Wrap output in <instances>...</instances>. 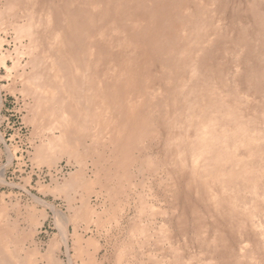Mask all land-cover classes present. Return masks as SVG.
<instances>
[{"label": "rangeland", "instance_id": "374dc122", "mask_svg": "<svg viewBox=\"0 0 264 264\" xmlns=\"http://www.w3.org/2000/svg\"><path fill=\"white\" fill-rule=\"evenodd\" d=\"M73 12L91 15L83 47L74 51ZM0 45V264H264V0H0ZM57 60L64 77L48 81ZM208 89L229 141L251 135L235 207L215 206L191 166V118Z\"/></svg>", "mask_w": 264, "mask_h": 264}, {"label": "bare ground", "instance_id": "6f19581e", "mask_svg": "<svg viewBox=\"0 0 264 264\" xmlns=\"http://www.w3.org/2000/svg\"><path fill=\"white\" fill-rule=\"evenodd\" d=\"M144 1V0H143ZM147 1V0H146ZM75 2V4H76V0H73V3ZM115 2V1H114ZM113 2V3H114ZM116 2H118V1H116ZM130 2V1H129ZM107 3V2H106ZM147 3V2H146ZM206 3V2H205ZM233 3V2H232ZM244 3V2H243ZM13 4V3H12ZM11 4V5H12ZM27 4H28V2H27ZM178 4V3H177ZM235 4V3H234ZM242 4V3H241ZM101 5V4H100ZM127 5V4H126ZM233 5V4H232ZM19 6V5H18ZM17 6V7H18ZM212 6V5H211ZM211 6H209V7H211ZM76 7V6H75ZM74 7V8H75ZM112 7V6H111ZM137 7V6H136ZM207 7V6H206ZM233 7V6H232ZM10 8V7H9ZM11 8H13V7H11ZM73 8V9H74ZM129 8V7H128ZM187 8H190V7H187ZM205 8V7H204ZM227 8V7H226ZM235 8V7H234ZM5 9V8H4ZM183 9V8H182ZM181 9V10H182ZM195 9V8H194ZM197 9V8H196ZM6 10H8V9H6ZM27 10V9H26ZM180 10V12H182ZM184 10H186V8L184 9ZM206 10V9H205ZM235 10V9H234ZM9 11V10H8ZM33 11V10H32ZM163 11V10H162ZM176 11V10H175ZM210 11H211V9H210ZM222 11V10H221ZM230 11H231V9H230ZM22 12V11H21ZM186 12H188V11H186ZM199 12H200V10H199ZM23 13V12H22ZM178 13V12H177ZM212 13H214V12H212ZM233 13V12H232ZM188 14V13H187ZM207 14H208V12H207ZM222 14V13H221ZM227 14V13H226ZM257 14H259V13H257ZM20 15V14H19ZM48 15L50 16V14L48 13ZM47 15V16H48ZM89 15V16H88ZM88 15H80L79 13H76V12H73V51L76 49V48H78V47H83L82 45L84 44V41H83V39L81 38L82 37V35H84L86 32H87V29H88V27H89V24H90V22H91V15L90 14H88ZM169 15V14H168ZM203 15V14H202ZM219 15V14H218ZM232 15V14H231ZM236 15V14H235ZM5 16H7V15H5ZM163 16V15H162ZM210 16H212V14L210 15ZM230 16V15H229ZM228 16V17H229ZM187 17V16H186ZM196 17V16H195ZM198 17V16H197ZM196 17V18H197ZM205 17V16H204ZM215 17V16H214ZM253 17V16H252ZM259 17V16H258ZM5 18V17H4ZM132 18V17H131ZM188 18V17H187ZM232 18V17H231ZM254 18V17H253ZM17 19H19V18H17ZM48 19V18H47ZM174 19V18H173ZM204 19V18H203ZM223 20L225 19V17L224 18H222ZM222 19H219V21L221 20V21H223ZM23 20V19H22ZM49 20V19H48ZM47 20V21H48ZM119 20V19H118ZM128 20V19H127ZM210 20V19H209ZM218 20V19H217ZM235 20V19H234ZM237 20H239V18H237ZM244 20V19H243ZM20 21V20H19ZM115 21V20H114ZM185 21H186V19H185ZM216 21V20H215ZM227 21V20H226ZM225 21V22H226ZM250 21V20H249ZM144 22V21H143ZM199 22V21H198ZM218 22V21H217ZM49 23H51V21H49ZM116 23V22H115ZM210 23V22H209ZM240 23H242L241 21H240ZM8 24H9V22H8ZM41 24V23H40ZM181 24V23H180ZM193 24V23H192ZM196 24V23H195ZM213 24H215V23H213ZM223 24V23H222ZM250 24V23H249ZM168 25V24H167ZM205 25V24H204ZM221 25V24H220ZM219 25V26H220ZM246 25V24H245ZM36 26H38V25H36ZM172 26H173V24H172ZM179 26V25H178ZM181 26V25H180ZM201 26V25H200ZM216 26V25H215ZM222 26V28H225V26H223V25H221ZM220 26V27H221ZM252 26V25H251ZM260 26V25H259ZM10 27V26H9ZM130 27V26H129ZM136 27V26H135ZM138 27V26H137ZM169 27V26H168ZM174 27V26H173ZM176 27V26H175ZM245 27V26H244ZM180 28V27H179ZM183 28V27H182ZM247 28V27H246ZM144 29V28H143ZM147 29H149V28H147ZM168 29V28H167ZM177 29V28H176ZM217 29V28H216ZM241 29V28H240ZM245 29V28H244ZM24 30V29H23ZM103 30V29H102ZM163 30V29H162ZM161 30V31H162ZM20 31H22V30H20ZM224 31H225V29H224ZM261 31V30H260ZM10 32V31H9ZM12 32V31H11ZM91 32V31H90ZM150 32V31H149ZM182 33L184 32V31H181ZM202 32H204V31H202ZM215 32V31H214ZM254 32H255V30H254ZM5 33H8V32H5ZM55 33H56V31H55ZM99 33H102V31H99L98 32V34ZM188 33V32H187ZM205 33V32H204ZM10 34V33H9ZM98 34H96L97 36H98ZM179 34V33H178ZM229 34V33H228ZM255 34V33H254ZM257 34V33H256ZM57 35V34H56ZM95 35V36H96ZM115 35V34H114ZM192 35V34H191ZM202 35V34H201ZM250 35V34H249ZM27 36V35H26ZM89 36V35H88ZM101 36V35H100ZM111 36V35H110ZM139 36V35H138ZM141 36V35H140ZM160 36V35H159ZM185 36H187V35H185ZM196 36V35H195ZM214 36V35H213ZM246 36V35H245ZM21 37H22V35H21ZM59 37V36H58ZM62 36H60V38H61ZM64 37V36H63ZM85 37V36H84ZM205 37V36H204ZM232 37V36H231ZM251 37V36H250ZM23 38V37H22ZM92 38H93V36H92ZM109 38H112V36L111 37H109ZM135 38V37H134ZM155 38V37H154ZM168 38H169V36H168ZM188 38V37H187ZM195 38V37H194ZM193 38V39H194ZM202 38V37H201ZM256 38V37H255ZM70 40H71V38H69ZM90 39H91V37H90ZM89 39V40H90ZM142 39V38H141ZM233 39V38H232ZM199 40H200V38H199ZM207 40V39H206ZM19 41V40H18ZM52 41V40H51ZM99 41V40H98ZM151 41V40H150ZM177 41V40H176ZM194 41V40H193ZM14 42V41H13ZM69 42V41H68ZM158 42V41H157ZM164 42V41H163ZM187 42V41H186ZM195 42V41H194ZM199 42V41H198ZM28 43V42H27ZM177 43H178V41H177ZM193 43V42H192ZM204 43V42H203ZM207 43V42H206ZM210 43V42H209ZM254 43H255V41H254ZM15 44H17V43H15ZM61 44H62V41H61ZM167 44V43H166ZM190 44V43H189ZM199 44V43H198ZM225 44V43H224ZM29 45V44H28ZM203 45V44H202ZM221 45H222V43H221ZM226 45H227V43H226ZM246 45H247V43H246ZM1 46V45H0ZM34 46V45H33ZM255 45H253V47H254ZM5 47V46H4ZM8 47V46H7ZM28 47V46H27ZM96 47V46H95ZM163 47V46H162ZM233 47H234V45H233ZM239 47L240 46H238V49H239ZM72 48V47H71ZM98 48H99V45H98ZM178 48V47H177ZM210 48V47H209ZM224 48H225V46L223 47V50H224ZM236 48V47H235ZM243 48V47H242ZM241 48V49H242ZM248 48V47H247ZM252 48V47H251ZM263 48V47H262ZM18 49V48H17ZM21 49V48H20ZM23 49V48H22ZM108 49V48H107ZM150 49V48H149ZM148 49V50H149ZM202 49V48H201ZM204 49V48H203ZM202 49V50H203ZM5 50H6V48H5ZM10 50V49H9ZM19 50V49H18ZM92 50V49H91ZM247 50V49H246ZM245 50V51H246ZM15 51V50H14ZM83 51V50H82ZM114 51V50H113ZM185 51V50H184ZM226 51H227V48H226ZM228 51H229V49H228ZM241 51V50H240ZM263 51V50H262ZM12 52V51H11ZM23 52V51H22ZM48 52V51H47ZM62 52V51H61ZM84 52V51H83ZM251 52V51H250ZM249 52V53H250ZM264 52V51H263ZM5 53V52H4ZM26 53H28V52H26ZM77 53V52H76ZM91 53V52H90ZM223 53H225V50H224V52ZM231 53V52H230ZM233 53V52H232ZM231 53V54H232ZM36 54V53H35ZM56 54V53H55ZM80 54H82V53H80ZM103 54V53H102ZM162 54V53H161ZM175 54V53H174ZM198 54V53H197ZM205 54H206V52H205ZM229 54V53H228ZM231 54L229 55V57L231 58ZM254 54V53H253ZM263 55H261L262 57H264V53H262ZM46 55H47V53H46ZM48 55H49V53H48ZM91 55V54H90ZM94 55V54H93ZM92 55V56H93ZM154 55H155V53H154ZM173 55V54H172ZM239 56H241L240 54H238ZM2 56V55H1ZM51 56V55H50ZM56 56H58L57 54H56ZM61 56V55H60ZM77 56H78V54H77ZM83 56V55H82ZM152 56V55H151ZM213 56V55H212ZM227 55H224V57H226ZM238 56V57H239ZM243 56V55H242ZM253 56H255V55H253ZM10 56H8V58H9ZM12 57V56H11ZM17 57V56H16ZM171 57V56H170ZM201 57V56H200ZM237 57V58H238ZM20 58V57H19ZM24 58V57H23ZM48 59L50 58V57H47ZM51 58H53V57H51ZM50 58V61L52 60ZM66 58V57H65ZM72 58V57H71ZM86 58V57H85ZM85 58H84V60L83 59H81V63H82V60L85 62ZM113 58V57H112ZM126 58H130V56L129 55H126ZM151 58V57H150ZM149 58V59H150ZM239 58H241V57H239ZM245 58V57H244ZM249 58H251V57H249ZM10 59V58H9ZM173 59V58H172ZM191 59V58H190ZM193 59V58H192ZM220 59H221V57H220ZM224 59V58H223ZM226 59V58H225ZM234 59V58H233ZM253 59V58H252ZM61 60H63V59H61ZM72 60V59H71ZM102 60H104V59H102ZM114 60V59H113ZM194 60V59H193ZM196 60V59H195ZM235 60H236V58H235ZM244 60V59H243ZM251 60V59H250ZM260 60V59H259ZM54 61V60H53ZM80 61V59L78 58V62ZM248 61V60H247ZM83 62V63H84ZM148 62V61H147ZM236 62V61H235ZM256 62V61H255ZM39 63V62H38ZM52 64H53V62H51ZM91 63V62H90ZM182 63V62H181ZM188 63V62H187ZM237 63V62H236ZM250 63V62H249ZM261 63V62H260ZM259 63V64H260ZM32 64V63H31ZM72 64H73V60H72ZM85 64H86V62H85ZM222 64H224V63H222ZM227 64L229 65V61H227ZM239 64V63H238ZM241 64V63H240ZM247 64V63H246ZM25 65V64H24ZM54 65V64H53ZM77 66V68L78 69H80L79 68V66H78V64H76ZM104 65V64H103ZM187 65V64H186ZM233 65H234V63H233ZM232 65V66H233ZM242 65V64H241ZM39 66V65H38ZM193 66V65H192ZM218 66H220V65H218ZM223 66V65H222ZM227 66V65H226ZM237 66V68L238 69H240L238 66H240V65H236ZM243 66H244V64H243ZM264 66V65H263ZM51 67V66H50ZM75 67V68H76ZM188 67V66H187ZM191 67V66H190ZM253 67V66H252ZM251 67V68H252ZM63 63L62 62H60V61H56V64H55V66L53 67L52 66V68H51V70H50V72L48 73V74H46L45 76H44V78L46 79V80H48V79H54V78H60V80L64 77V74H63V72H62V70H63ZM72 68V67H71ZM74 68V69H75ZM76 68V69H77ZM85 68V67H84ZM219 68V67H218ZM223 68V67H222ZM228 68V67H227ZM243 68V67H242ZM245 68V67H244ZM262 68V67H261ZM264 68V67H263ZM23 69V68H22ZM75 69V70H76ZM86 69V68H85ZM88 69V68H87ZM192 70H193V68H191ZM195 69V68H194ZM226 69V68H225ZM229 69H230V67H229ZM232 69H233V67H232ZM231 69V70H232ZM235 69H236V67H235ZM256 69V68H255ZM241 70V69H240ZM243 70V69H242ZM241 70V71H242ZM252 70V69H251ZM261 70V69H260ZM42 71V70H41ZM78 71V70H77ZM119 71H121L120 69H119ZM149 71V70H148ZM240 71V72H241ZM8 72V71H7ZM43 72V71H42ZM41 72V73H42ZM79 72H80V70H79ZM113 72V71H112ZM226 72H229L228 71V69H227V71ZM240 72H237V73H240ZM263 72V71H262ZM87 73V72H86ZM86 73H84L83 75H85ZM146 73V72H145ZM148 73V72H147ZM199 73V72H198ZM230 73V72H229ZM228 73V74H229ZM248 73V72H247ZM251 73V72H250ZM78 74V73H77ZM113 74V73H112ZM160 74V73H159ZM158 74V75H159ZM227 74V75H228ZM233 75L232 76H234V78L236 77L234 74L235 73H232ZM241 74V73H240ZM246 74V73H245ZM7 75V74H6ZM193 75V74H192ZM226 75V74H225ZM229 75H231V74H229ZM242 75V74H241ZM78 76V75H77ZM204 76V75H203ZM237 76H238V74H237ZM240 76V75H239ZM239 76H238V78H239ZM250 76V75H249ZM252 76V75H251ZM85 77H87V75H85ZM101 77H103V76H101ZM191 77V76H190ZM198 77V76H197ZM242 77V76H241ZM260 77V76H259ZM17 78H19V77H17ZM43 78V79H44ZM225 78V77H224ZM229 78V77H228ZM232 79H233V77H231ZM237 78V79H238ZM243 78V77H242ZM12 79V78H11ZM155 79V78H154ZM183 79V78H182ZM237 79H236V81H237ZM241 79V78H240ZM244 79V78H243ZM27 80V79H26ZM59 80V81H60ZM83 80V79H82ZM87 80V79H86ZM85 80V81H86ZM179 80V79H178ZM181 80V79H180ZM208 80H209V78H208ZM234 80V79H233ZM239 80V79H238ZM255 80H257V79H255ZM49 81V80H48ZM147 81V80H146ZM159 81V80H158ZM157 81V82H158ZM186 81V80H185ZM229 81H231V79L229 80ZM228 81V82H229ZM242 81V80H241ZM249 81V80H248ZM99 82L100 81H98V84H99ZM110 82V81H109ZM216 82V81H215ZM234 82H235V80H234ZM251 82V81H250ZM29 83V82H28ZM27 83V84H28ZM35 83V82H34ZM55 83V82H54ZM57 83H59V82H57ZM61 83V82H60ZM59 83V84H60ZM173 83V82H172ZM191 83V82H190ZM193 83V82H192ZM214 83V82H213ZM14 84V83H13ZM45 84V83H44ZM85 84V83H84ZM90 84V83H89ZM152 84V83H151ZM183 84H184V82H183ZM228 84V83H227ZM235 84V83H234ZM31 85V84H30ZM92 86H93V84H91ZM90 85V86H91ZM100 85V84H99ZM143 85V84H142ZM206 85V84H205ZM229 85H230V83H229ZM239 85V84H238ZM50 86V85H49ZM154 86V85H153ZM169 86V85H168ZM187 86V85H186ZM212 86V85H211ZM215 86V85H214ZM236 86V85H235ZM15 87V86H14ZM35 87V86H34ZM52 87V86H51ZM82 87V86H81ZM83 87H85V86H83ZM161 88V87H160ZM159 88V89H160ZM169 88V87H168ZM227 88V87H226ZM229 88V87H228ZM235 88V87H234ZM53 89V88H52ZM101 89H102V87H101ZM107 89V88H106ZM105 89V90H106ZM193 89H194V87H193ZM215 89V88H214ZM237 89V88H236ZM249 89V88H248ZM30 90V89H29ZM73 90V89H72ZM117 90V89H116ZM209 90V89H208ZM15 91V90H14ZM47 91V90H46ZM58 91V90H57ZM81 91H83L82 89H81ZM109 91H110V89H109ZM112 91V90H111ZM150 91V90H149ZM214 91V90H213ZM38 92V91H37ZM85 92V91H84ZM88 92H89V90H88ZM98 92V91H97ZM100 92V91H99ZM183 92V91H182ZM190 92V91H189ZM246 92V91H245ZM23 93V92H22ZM45 93V92H44ZM60 93V92H59ZM94 93V92H93ZM102 93V92H101ZM172 93V92H171ZM58 94V93H57ZM90 94H91V92H90ZM178 94V93H177ZM182 94V93H181ZM190 94V93H189ZM220 94V93H219ZM51 95V94H50ZM54 95V94H53ZM52 95V96H53ZM94 95V94H93ZM161 95V94H160ZM245 95V94H244ZM58 96V95H57ZM107 96H108V94H107ZM106 96V97H107ZM139 96V95H138ZM188 96V95H187ZM196 96V95H195ZM203 96L205 97L204 99H202V100H200L197 96V98H198V101H197V105H200L199 106V110L197 111V112H194V114L192 115V118H191V120L194 122V124H195V142H194V144H193V146H192V149H191V166H192V170H193V172H197V174L198 175H200V178L202 177L203 178V182H202V184L204 183V185H205V190L207 191V197H209V199L212 201V203L215 205V206H217V207H219L220 205H221V203H222V201H226V205H228L229 207H235V206H239L241 203L240 202H238V196H237V194L235 193L236 192V190L235 189H237V186H238V183H239V180H238V173L239 174H244V173H240V172H249L248 170V168H247V166H246V161H244V159L246 158V153H248V147H249V143L248 142H250V138H251V135L248 137V139H247V137H245V136H241L240 138H237L238 136H235V137H233V138H235V139H233L232 141H229V136L230 135H228V133H227V131L226 130H228L229 131V129H228V127L226 126V125H224V124H221V123H219V121H218V118H219V116H218V114H220V110H222L221 109V105H220V103H218V100L216 99V96L214 95V93L213 92H211L210 90L209 91H204L203 92ZM263 96V95H262ZM89 97V96H88ZM91 97H92V95H91ZM95 97V96H94ZM100 97V96H99ZM108 97H111L110 95L108 96ZM175 97V96H174ZM223 97H224V95H223ZM246 97V96H245ZM59 98V97H58ZM62 98H63V95H62ZM72 98V97H71ZM82 98V97H81ZM120 98V97H119ZM171 98V97H170ZM128 99V98H127ZM149 99V98H148ZM248 99V98H247ZM72 100V99H71ZM94 100V99H93ZM176 100V99H175ZM84 101V100H83ZM104 101V100H103ZM141 100H139L138 102H140ZM166 101V100H165ZM182 101V100H181ZM59 102H60V100H59ZM77 102V101H76ZM93 101H91V103H92ZM105 102V101H104ZM104 102H103V104H104ZM180 102V101H179ZM78 103V102H77ZM86 103V102H85ZM94 103H95V101H94ZM99 103V102H98ZM117 103V102H116ZM152 103V102H151ZM170 103V102H169ZM182 103V102H181ZM188 103V102H187ZM241 103V102H240ZM39 104V103H38ZM56 104V103H55ZM76 104V103H75ZM87 104V103H86ZM93 104V103H92ZM91 104V105H92ZM114 104V103H113ZM126 104H127V102H126ZM129 104V103H128ZM132 104H133V102H132ZM172 104V103H171ZM59 105V104H58ZM74 105V104H73ZM72 105V106H73ZM96 105H98V104H96ZM178 105V104H177ZM37 106V105H36ZM75 106V105H74ZM82 106V105H81ZM85 106V105H84ZM105 106V105H104ZM83 107V106H82ZM189 107V106H188ZM187 107V108H188ZM241 107V106H240ZM48 108V107H47ZM77 108V107H76ZM119 108V107H118ZM117 108V109H118ZM122 108V107H121ZM121 108H120V111H121ZM45 109V108H44ZM87 109V108H86ZM103 109V108H102ZM169 109H170V107H169ZM56 110H57V108H56ZM147 110V109H146ZM176 110V109H175ZM178 110V109H177ZM264 110V109H263ZM97 111V110H96ZM95 111V112H96ZM173 111H174V109H173ZM60 112V111H59ZM58 112V113H59ZM63 112V111H62ZM86 112V111H85ZM95 112H94V110H93V113L95 114ZM102 112V111H101ZM109 112V111H108ZM152 112H154V111H152ZM180 112V111H179ZM48 113V112H47ZM57 113V114H58ZM104 113H106L105 111H104ZM181 113H182V111H181ZM186 113V112H185ZM68 114H70V113H68ZM102 114V113H101ZM100 114V115H101ZM108 114V113H107ZM120 114H121V112H120ZM257 114V113H256ZM31 115V114H30ZM38 115V114H37ZM41 115H43V114H41ZM59 115V114H58ZM92 115V114H91ZM122 115V114H121ZM150 115V114H149ZM246 115H247V113H246ZM66 116V115H65ZM80 116V115H79ZM83 116H86V114L85 115H83ZM90 116V115H89ZM110 116V115H109ZM147 116V115H146ZM168 116V115H167ZM173 116V115H172ZM182 116V115H181ZM226 116V115H225ZM239 116V115H238ZM237 116V117H238ZM262 116H263V114H262ZM236 117V116H235ZM239 117H241V116H239ZM77 118H79V117H77ZM102 118H103V116H102ZM118 118V117H117ZM150 118V117H149ZM173 118V117H172ZM171 118V119H172ZM242 118V117H241ZM80 119V118H79ZM111 119V118H110ZM122 119V118H121ZM258 119V118H257ZM263 119H264V117H263ZM73 120V119H72ZM103 120V119H102ZM106 120V119H105ZM108 120H109V118H108ZM116 120V119H115ZM118 120V119H117ZM175 120V119H174ZM225 120V119H224ZM2 121V120H1ZM62 121H64L63 119H62ZM70 121H71V117H69L68 115L65 117V121H64V125H69L70 124ZM76 121H78V119L76 120ZM87 121V120H86ZM91 121H93V120H91ZM122 121V120H121ZM54 122H57V121H54ZM81 122V121H80ZM79 122V123H80ZM85 122V121H84ZM82 123H83V121H82ZM90 123V122H89ZM92 123V122H91ZM95 123V122H94ZM115 123V122H114ZM113 123V124H114ZM180 123V122H179ZM182 123V122H181ZM105 124V123H104ZM170 124V123H169ZM236 124V123H235ZM244 124V123H243ZM1 125V124H0ZM59 125H61V124H59ZM75 125H76V123H75ZM241 125V124H240ZM245 125V124H244ZM264 125V123L262 124V126ZM62 126V125H61ZM83 126H84V124H83ZM86 127L87 126H89V125H85ZM95 126V125H94ZM165 126V125H164ZM174 126V125H173ZM183 126V125H182ZM185 126V125H184ZM246 126V125H245ZM50 127V126H49ZM63 127V126H62ZM104 127H105V125H104ZM179 127V126H178ZM238 127V126H237ZM80 128H82V126L80 127ZM79 128V129H80ZM88 128V127H87ZM114 128V127H113ZM169 128V127H168ZM175 128V127H174ZM173 128V129H174ZM240 128V127H239ZM257 128V127H256ZM48 129V128H47ZM62 129V128H61ZM99 129V128H98ZM119 129V128H118ZM172 129V128H171ZM238 129V128H237ZM236 129V130H237ZM260 129H262V128H260ZM260 129H258V130H260ZM55 130V129H54ZM78 130V129H77ZM92 130V129H91ZM102 130V129H101ZM158 130V129H157ZM188 130V129H187ZM239 130V129H238ZM45 131V130H44ZM78 131H80V130H78ZM117 131V130H116ZM59 132V131H58ZM111 132V131H110ZM127 132V131H126ZM155 132V131H154ZM167 132V131H166ZM174 132V131H173ZM86 133V132H85ZM92 133H94V131L92 132ZM104 133V132H103ZM159 133V132H158ZM179 133H180V131H179ZM238 133V132H237ZM240 133V132H239ZM242 133H244V132H242ZM39 134V133H38ZM76 134H77V132H76ZM109 134H111V133H109ZM153 134H155V133H153ZM230 134V133H229ZM59 135V134H58ZM57 135V136H58ZM64 135V134H63ZM119 135V134H118ZM125 135V134H124ZM152 135V134H151ZM162 135V134H161ZM168 135V134H167ZM232 135V134H231ZM239 135V134H238ZM110 136V135H109ZM155 136V135H154ZM173 136V135H172ZM185 136V135H184ZM117 137V136H116ZM119 137V136H118ZM121 137V136H120ZM163 137V136H162ZM168 137V136H167ZM61 138V137H60ZM181 138V137H180ZM187 138V137H186ZM59 139V138H58ZM62 139V138H61ZM154 139V138H153ZM155 139H156V137H155ZM182 139V138H181ZM110 140V139H109ZM115 140V139H114ZM133 140V139H132ZM176 140V139H175ZM253 140V139H252ZM120 141H122V140H120ZM144 141V140H143ZM165 141H166V137H165ZM188 141H189V139H188ZM3 142V141H2ZM52 142V141H51ZM84 142V141H83ZM110 142V141H109ZM159 142V141H158ZM157 142V143H158ZM169 142V141H168ZM167 142V143H168ZM174 142V141H173ZM178 142H179V140H178ZM183 142V141H182ZM48 143V142H47ZM86 143V142H85ZM119 143V142H118ZM147 143V142H146ZM185 143V142H184ZM43 144V143H42ZM156 144V143H155ZM174 144V143H173ZM84 145V144H83ZM143 145V144H142ZM167 145V144H166ZM171 145V144H170ZM176 145V144H175ZM174 145V146H175ZM181 145H182V143H181ZM192 145V144H191ZM42 146V145H41ZM45 146V145H44ZM49 146V145H48ZM75 146V145H74ZM120 146H121V144H120ZM149 146V145H148ZM153 146V145H152ZM39 147V146H38ZM76 147V146H75ZM118 147V146H117ZM170 147V146H169ZM44 148V147H43ZM68 148V147H67ZM79 148V147H78ZM82 148V147H81ZM122 148V147H121ZM84 149V148H83ZM120 149V148H119ZM173 149V148H172ZM241 149H243V150H241ZM9 150V149H8ZM45 150V149H44ZM71 150V149H70ZM77 150V149H76ZM157 150H159V149H157ZM251 150V149H250ZM249 150V151H250ZM4 151H6V150H4ZM39 151V150H38ZM186 151H187V149H186ZM43 152V151H42ZM181 152V151H180ZM183 152V151H182ZM181 152V153H182ZM251 152V151H250ZM259 152V151H258ZM11 153V152H10ZM34 153V152H33ZM45 153V152H44ZM43 153V154H44ZM53 153V152H52ZM72 153V152H71ZM81 153V152H80ZM136 153V152H135ZM171 153H172V151H171ZM178 153V152H177ZM184 153V152H183ZM49 154V153H48ZM47 154V155H48ZM145 154V153H144ZM158 154V153H157ZM160 154V153H159ZM163 154V153H162ZM179 154V153H178ZM204 154H205V156H204ZM261 154V153H260ZM11 155V154H10ZM46 155V154H45ZM85 155V154H84ZM96 155V154H95ZM146 155V154H145ZM161 155V154H160ZM167 155V154H166ZM183 155V154H182ZM185 155V154H184ZM262 155V154H261ZM60 156V155H59ZM172 156H173V154H172ZM179 156H180V154H179ZM250 156V155H249ZM263 156V155H262ZM146 157V156H145ZM150 157V156H149ZM148 157V158H149ZM157 157V156H156ZM163 157V156H162ZM248 157V156H247ZM77 158V157H76ZM80 158V157H79ZM171 158V157H170ZM48 159V158H47ZM61 159V158H60ZM158 159H159V157H158ZM167 159V158H166ZM165 159V161H167ZM169 159V158H168ZM174 160V159H173ZM247 160V159H246ZM47 161V160H46ZM81 161V160H80ZM113 161V160H112ZM122 161V160H121ZM54 162V161H53ZM119 162V161H118ZM147 162V161H146ZM172 162V161H171ZM175 162V161H174ZM178 162V161H177ZM108 163V162H107ZM167 163V162H166ZM165 163V164H166ZM55 164V163H54ZM74 164V163H73ZM154 164V163H153ZM152 164V165H153ZM155 164H157V163H155ZM161 164V163H160ZM171 164V163H170ZM187 164V163H186ZM110 165V164H109ZM39 166V165H38ZM56 166V165H55ZM171 166V165H170ZM173 166V165H172ZM174 166H175V163H174ZM178 167H179V165H177ZM112 167V166H111ZM114 168V167H113ZM169 168V167H168ZM131 169V168H130ZM139 169V168H138ZM160 169V168H159ZM184 169V168H183ZM101 171V170H100ZM136 171V170H135ZM175 170H173V172H174ZM184 171V170H183ZM55 172V171H54ZM108 172V171H107ZM162 172V171H161ZM172 172V171H171ZM179 172H180V170H179ZM74 173V172H73ZM114 173H115V171H114ZM165 173V172H164ZM175 173V172H174ZM184 173V172H183ZM55 174V173H54ZM53 174V175H54ZM176 174V173H175ZM180 174V173H179ZM182 174V173H181ZM181 174L179 175V176H181ZM252 174H253V172H252ZM251 174V175H252ZM164 175H167V174H164ZM168 175H169V173H168ZM174 175V174H173ZM125 176V175H124ZM175 176V175H174ZM186 176V175H185ZM168 177V176H167ZM178 177V176H177ZM177 177H175V178H177ZM192 177V176H191ZM54 178V177H53ZM164 178V177H163ZM194 178H196L195 176H194ZM242 178H244V177H242ZM126 178H124V180H125ZM165 179V178H164ZM191 179V178H190ZM196 179H198V178H196ZM246 179V178H245ZM56 180V179H55ZM171 180H172V178H171ZM174 180V179H173ZM181 179H179V181H180ZM188 180V179H187ZM164 181V180H163ZM178 181V180H177ZM178 181V182H179ZM185 181V180H184ZM196 181V180H195ZM199 181H201V179L199 180ZM187 182V181H186ZM188 182H190V181H188ZM171 183H173V181L171 182ZM177 183V182H176ZM58 184V183H57ZM188 184V183H187ZM196 184V183H195ZM253 184V183H252ZM166 185V184H165ZM173 185V184H172ZM174 185H175V182H174ZM177 185V184H176ZM184 185V184H183ZM192 185V184H191ZM203 185V186H204ZM71 186V185H70ZM79 186V185H78ZM72 187V186H71ZM114 187H116V186H114ZM119 187V186H118ZM122 187V186H121ZM170 187V186H169ZM120 188V187H119ZM176 188V187H175ZM190 188V187H189ZM198 188V187H197ZM191 189V188H190ZM184 190V189H183ZM203 190H204V188H203ZM199 191V190H198ZM197 191V192H198ZM255 191V190H254ZM115 192V191H114ZM126 193H127V191H126ZM171 193V192H170ZM253 193V192H252ZM255 193V192H254ZM257 193V192H256ZM111 194V193H110ZM123 194V193H122ZM184 194H186V193H184ZM183 194V195H184ZM192 194H194V193H192ZM196 194V193H195ZM204 194H206L205 192H204ZM124 195V194H123ZM140 195V194H139ZM249 195V194H248ZM104 196H105V194H104ZM200 196V195H199ZM115 197V196H114ZM170 197V196H169ZM184 197V196H183ZM201 197V196H200ZM207 197H206V199H207ZM186 198V197H185ZM115 199V198H114ZM187 199V198H186ZM194 199V198H193ZM40 200V199H39ZM80 200V199H79ZM117 200V199H116ZM201 200H202V198H201ZM200 200V202H202ZM181 201V200H180ZM39 202V201H38ZM199 202V203H200ZM203 202H204V200H203ZM210 202V201H209ZM261 202V201H260ZM259 202V203H260ZM40 203L42 204L43 202H42V200L40 201ZM133 203V202H132ZM146 203V202H145ZM262 203V202H261ZM52 204V203H51ZM194 204V202L192 203V205ZM196 204V203H195ZM201 204V203H200ZM199 204V205H200ZM224 204V203H223ZM263 204V203H262ZM46 205H48L47 203H46ZM115 205V204H114ZM117 205V204H116ZM115 205V206H116ZM141 205V204H140ZM142 205H143V203H142ZM141 205V206H142ZM146 206H147V204H145ZM153 205H154V203H153ZM178 205V204H177ZM180 205H181V203H180ZM202 205H205V202H204V204H202ZM201 205V206H202ZM211 206H212V204H210ZM213 205V206H214ZM84 206V205H83ZM196 206V205H195ZM198 206V205H197ZM196 206V207H197ZM210 206V207H211ZM246 206V205H245ZM253 206V205H252ZM48 207V206H47ZM81 207V206H80ZM118 207V206H117ZM116 207V208H117ZM143 207V206H142ZM141 207V208H142ZM158 207V206H157ZM182 207V206H181ZM192 207H194V206H192ZM195 207V208H196ZM202 207H204V206H202ZM260 207V206H259ZM115 208V209H116ZM140 208V209H141ZM144 208V207H143ZM194 208V209H195ZM199 208V207H198ZM206 208H207V206H206ZM256 208H257V206H256ZM118 209V208H117ZM172 209V208H171ZM175 209V208H174ZM223 209V208H222ZM230 209V208H229ZM246 209H248V208H246ZM257 209H259V208H257ZM147 210V209H146ZM148 210H149V208H148ZM178 210V209H177ZM181 210V209H180ZM196 210H198L197 208H196ZM201 210V208L199 209V211ZM241 210V209H240ZM249 210V209H248ZM248 210H246V211H248ZM260 210V209H259ZM150 211V210H149ZM182 211V210H181ZM193 211V210H192ZM195 211V210H194ZM193 211V213H195ZM202 211V210H201ZM203 211H204V209H203ZM207 211V213L208 212H211V211H208V210H206ZM205 211V212H206ZM257 211V210H256ZM264 211V210H263ZM143 212V211H142ZM171 212V211H170ZM173 212V211H172ZM250 212V211H249ZM249 212H248V214H249ZM254 212H255V209H254ZM3 213V212H2ZM76 213V212H75ZM153 213V212H152ZM168 213V212H167ZM175 213V212H174ZM183 211L181 212V215L180 216H183ZM192 213V214H193ZM197 213V212H196ZM214 213V212H213ZM218 213H219V210H218ZM264 213V212H263ZM162 214V213H161ZM173 214V213H172ZM176 214H178V213H176ZM221 214H222V212H221ZM221 214H220V217H222L221 216ZM247 214V213H246ZM2 215V214H1ZM150 215V214H149ZM158 215H160V214H158ZM179 215V214H178ZM194 215V214H193ZM192 215V216H193ZM200 215V214H199ZM240 215V214H239ZM257 215V214H256ZM147 216V215H146ZM160 216H162V215H160ZM164 216V215H163ZM180 216H177V217H180ZM194 216H196V215H194ZM198 216V215H197ZM204 216H205V214H204ZM203 216V217H204ZM137 217H139V216H137ZM140 217H142V216H140ZM150 217V216H149ZM153 217V216H152ZM213 217V216H212ZM219 217V216H218ZM252 217V216H251ZM81 218V217H80ZM185 218H187V216H186V214H185ZM193 218V217H192ZM207 218V217H206ZM206 218H205V220H206ZM208 220L210 221V219H212L211 218V216L209 217V215H208ZM214 218V217H213ZM223 218V217H222ZM254 218V217H253ZM255 218H256V216H255ZM146 219V218H145ZM200 219V218H199ZM220 219V218H219ZM223 219H225L226 220V218H223ZM222 219V220H223ZM240 219H242V218H240ZM240 219H238V220H240ZM247 219H250V218H247ZM163 220V219H162ZM194 220H196V219H193V221ZM198 220V219H197ZM205 220H203V222L205 221ZM214 220V221H213ZM212 220V222H215V221H217L215 218ZM221 220V219H220ZM242 220H244V219H242ZM259 220V219H258ZM175 221V220H174ZM177 221H179V220H177ZM186 221H187V219H186ZM202 221V220H201ZM241 221V220H240ZM254 221V220H253ZM65 222V221H64ZM79 222V221H78ZM162 223H163V221H161ZM184 222H185V220H184ZM197 222H199V221H196V222H194V223H197ZM202 222V223H203ZM207 222V221H206ZM205 222V223H206ZM219 222V221H218ZM218 222H215L214 223V225L215 226H219V225H217V223ZM226 222V221H225ZM250 222H252V220L250 221ZM259 223H260V221H258ZM151 223V222H150ZM186 223V222H185ZM201 223V224H202ZM204 223V224H205ZM224 223V222H223ZM137 224V223H136ZM187 224V223H186ZM201 224H198L197 226H198V228L200 229L201 227H204L205 225L204 224H202V226L200 227L199 225H201ZM210 224H211V222H210ZM210 224H209V226H210ZM221 225H222V223H220ZM226 226H228V222H226ZM251 224V223H250ZM264 224V223H263ZM262 224V225H263ZM165 225V224H164ZM204 225V226H203ZM208 225V224H207ZM241 225H242V223H241ZM245 225V223H243V225L242 226H244ZM251 225H255V222H253ZM250 225V226H251ZM136 226V225H135ZM176 226H178V224H176ZM185 226H187V225H185ZM184 226V227H185ZM257 226H259V225H257ZM256 226V227H257ZM166 227V226H165ZM179 227H181L180 225H179ZM178 227V228H179ZM191 227V226H190ZM193 227V226H192ZM196 227V226H195ZM213 228V226H210V227H208V228ZM225 227V226H224ZM252 227H255V226H252ZM260 227V226H259ZM151 228V227H150ZM186 228H188V226L186 227ZM216 228V227H215ZM221 228V227H220ZM240 228V227H239ZM238 228V229H239ZM245 228V227H244ZM155 229V228H154ZM160 229V228H159ZM167 229V228H166ZM181 228H179V230H180ZM203 228H201V230H202ZM206 229V228H205ZM214 229V228H213ZM213 229H211L212 230V232L211 233H213ZM246 229V228H245ZM255 229V228H254ZM256 229H258V228H256ZM262 229V227L260 228V230ZM156 230V229H155ZM188 230V229H187ZM191 230V229H190ZM207 230V229H206ZM217 230H218V228H217ZM217 230L214 232V234L217 232ZM219 230H221V229H219ZM133 231V230H132ZM181 232H182V230H180ZM192 231V230H191ZM203 231H204V229H203ZM208 231H209V229H208ZM237 231H239V230H237ZM259 231V230H258ZM151 232V231H150ZM165 232V231H164ZM173 232V231H172ZM184 232V231H183ZM198 232V231H197ZM167 233H169L168 231H167ZM166 233V234H167ZM200 233V232H199ZM202 233V232H201ZM204 233V232H203ZM224 233V232H223ZM145 234V233H144ZM190 234H191V232H190ZM196 233L194 232L193 233V235H195ZM207 234V233H206ZM219 234H220V232H219ZM225 234V233H224ZM237 234H238V232H237ZM246 234H247V232H246ZM136 235V234H135ZM147 235V234H146ZM155 235V234H154ZM169 235H170V233H169ZM176 235V234H175ZM180 235V234H179ZM188 235V234H187ZM192 235V234H191ZM204 235H205V233H204ZM203 235V236H204ZM210 235V234H209ZM215 235H217V233L215 234ZM239 235V234H238ZM251 235V234H250ZM130 236V235H129ZM132 236V235H131ZM144 236V235H143ZM149 236V235H148ZM184 236H186V235H184ZM202 236V235H201ZM214 236V235H213ZM212 236V238H214ZM225 236V235H224ZM242 236V235H241ZM252 236H254V235H252ZM256 236V235H255ZM260 237H261V234L259 235ZM1 237V236H0ZM2 237H4V236H2ZM1 237V238H2ZM133 237V236H132ZM164 237H165V235H164ZM189 237V236H188ZM187 237V238H188ZM191 237V236H190ZM195 237H197V236H195ZM207 237H208V235H207ZM210 237V236H209ZM221 237V236H220ZM257 237V236H256ZM255 237V238H256ZM263 237H264V233H263ZM145 238H146V236H145ZM149 238V237H148ZM206 238V237H205ZM212 238L210 239V241H213L212 240ZM247 238H248V236H247ZM251 238V237H250ZM135 239V238H134ZM150 239V238H149ZM169 239V238H168ZM184 237L182 238V240L184 241ZM195 239H199V238H195ZM207 239V238H206ZM243 239V238H242ZM174 240V239H173ZM180 240V239H179ZM181 240V241H182ZM186 240V239H185ZM192 240H194V238L193 239H191L190 241L192 242ZM231 240V239H230ZM169 241V240H168ZM180 241V242H181ZM201 241V240H200ZM227 241V240H226ZM225 241V242H226ZM264 241V240H263ZM162 242H164L165 243V241H162ZM197 242V241H196ZM221 242V241H220ZM240 242H241V240H240ZM157 243V242H156ZM158 243H160V242H158ZM173 243V242H172ZM175 243V242H174ZM173 243V244H174ZM176 243H177V245H178V243L179 242H177L176 241ZM184 243V242H183ZM206 243V242H205ZM215 243V242H214ZM233 243V242H232ZM172 244V245H173ZM187 244H189V243H187L186 242V245ZM193 244V243H192ZM194 244H195V241H194ZM210 244V243H209ZM209 244L207 245V246H209ZM241 244V243H240ZM248 244V242L246 243V245ZM157 245V244H156ZM162 245V244H161ZM166 245V244H165ZM229 244H228V241H227V246H228ZM245 245V244H244ZM244 245H241V246H243L244 247ZM56 246V245H55ZM126 246V245H125ZM190 246V245H189ZM189 246H186V248L187 247H189ZM157 247V246H156ZM160 247V246H159ZM181 247V246H180ZM214 247V246H213ZM217 247V246H216ZM251 247H253V246H251ZM174 248V247H173ZM173 248H172V246H171V250H173ZM179 248V247H178ZM184 248H185V246H184ZM189 248H191V247H189ZM195 248H196V246H195ZM5 249H7V248H5ZM54 249V248H53ZM156 249H158V248H155V250ZM165 249V248H164ZM167 249V248H166ZM192 249V248H191ZM200 249V248H199ZM211 249H213V248H211ZM149 250V249H148ZM154 250V252H156ZM175 250V249H174ZM188 250V249H187ZM193 250V249H192ZM239 250H240V248H239ZM4 251V250H3ZM151 251V250H150ZM149 251V252H150ZM197 252L196 253H198L199 251L198 250H196ZM205 251V250H204ZM8 252V251H7ZM148 252V251H147ZM184 252H186L187 253V251H185L184 250ZM6 253V252H5ZM9 253V252H8ZM166 253V252H165ZM188 253H189V251H188ZM212 253H213V251H212ZM171 254V253H170ZM177 254V253H176ZM201 254V253H200ZM203 254V253H202ZM205 254V253H204ZM221 254V253H220ZM47 255V254H46ZM50 255V254H49ZM166 255V254H165ZM191 255H193L192 253H191ZM219 255V254H218ZM90 256V255H89ZM94 256V255H93ZM153 256V255H152ZM158 256H160V255H158ZM157 256V257H158ZM185 256V255H184ZM200 256H202V255H200ZM204 256V255H203ZM215 256V255H214ZM220 256V255H219ZM222 256V255H221ZM12 257V256H11ZM183 257V256H182ZM187 257V256H186ZM259 257V256H258ZM257 257V258H258ZM261 257V256H260ZM30 258V257H29ZM165 258V257H164ZM163 258V259H164ZM177 258V257H176ZM194 258V257H193ZM217 258H219V257H217ZM221 258V257H220ZM224 258V257H223ZM222 258V259H223ZM158 259V258H157ZM178 259V258H177ZM182 259H184V260H186L185 259V257L184 258H182ZM181 259V260H182ZM191 259H192V257H191ZM191 259H189V260H191ZM208 258H206L205 260H207ZM250 259V258H249ZM258 259H260V258H258ZM16 260V259H15ZM166 261H167V259H165ZM172 260V259H171ZM170 260V261H171ZM188 260V261H189ZM193 260V259H192ZM198 260V259H197ZM211 260V259H210ZM254 260V259H253ZM264 260V259H263ZM25 261V260H24ZM160 261V260H159ZM202 262H206V261H204V259L203 260H201ZM207 261H209V260H207ZM257 261V260H256ZM161 262V261H160ZM174 262V261H173ZM213 262H215V261H213ZM221 262V261H220ZM260 262H261V259H260ZM166 263V262H165ZM186 263V262H185ZM184 263V264H185ZM198 264V261L196 262V260H195V263L194 264ZM207 263V262H206ZM206 263H204V264H206ZM211 263V262H210ZM209 263V264H210ZM18 264V263H17ZM128 264V263H127ZM187 264V263H186ZM199 264H201L200 262H199ZM216 264V263H215Z\"/></svg>", "mask_w": 264, "mask_h": 264}]
</instances>
